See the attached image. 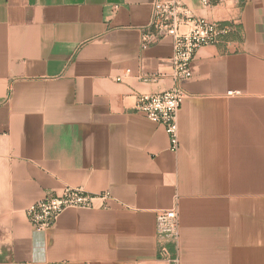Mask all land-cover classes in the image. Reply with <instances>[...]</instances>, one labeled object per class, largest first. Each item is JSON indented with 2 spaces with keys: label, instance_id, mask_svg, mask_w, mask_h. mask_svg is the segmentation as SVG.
I'll return each mask as SVG.
<instances>
[{
  "label": "crops",
  "instance_id": "crops-1",
  "mask_svg": "<svg viewBox=\"0 0 264 264\" xmlns=\"http://www.w3.org/2000/svg\"><path fill=\"white\" fill-rule=\"evenodd\" d=\"M154 1L0 0V264H172L156 215L175 205L180 264H264V0H184L238 31L181 82L177 151L134 110L174 84L171 38L141 41ZM66 187L111 197L35 231L26 208Z\"/></svg>",
  "mask_w": 264,
  "mask_h": 264
},
{
  "label": "built area",
  "instance_id": "built-area-1",
  "mask_svg": "<svg viewBox=\"0 0 264 264\" xmlns=\"http://www.w3.org/2000/svg\"><path fill=\"white\" fill-rule=\"evenodd\" d=\"M227 2L240 5L243 0H199L201 6L206 8ZM237 31L236 21L210 20L197 16L184 0L154 1L151 20L141 30V41L146 47L171 38L170 76L174 84L161 92L137 94L134 110L165 127L171 150L177 151L180 147L178 115L186 97L181 82L192 78L193 62L198 50L223 43L228 35ZM157 78L155 75L143 80L154 81ZM117 80H121V77ZM229 93L238 94L240 91ZM110 197L109 191L93 195L80 188L66 187L61 193L46 192L26 208V215L34 230L43 232L50 229L67 209L94 208L96 199L105 200ZM156 232L159 258L180 264V219L177 205L157 212Z\"/></svg>",
  "mask_w": 264,
  "mask_h": 264
}]
</instances>
